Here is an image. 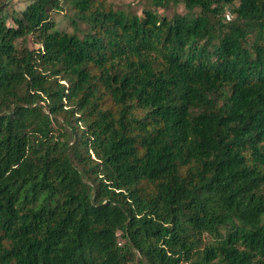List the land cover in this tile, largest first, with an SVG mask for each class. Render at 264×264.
I'll return each instance as SVG.
<instances>
[{
	"label": "trees",
	"instance_id": "obj_1",
	"mask_svg": "<svg viewBox=\"0 0 264 264\" xmlns=\"http://www.w3.org/2000/svg\"><path fill=\"white\" fill-rule=\"evenodd\" d=\"M10 2L0 264H264V0Z\"/></svg>",
	"mask_w": 264,
	"mask_h": 264
},
{
	"label": "rangeland",
	"instance_id": "obj_2",
	"mask_svg": "<svg viewBox=\"0 0 264 264\" xmlns=\"http://www.w3.org/2000/svg\"><path fill=\"white\" fill-rule=\"evenodd\" d=\"M30 0H11L10 2V9L9 11H19L25 8L27 3ZM111 3L114 4V6L117 9H126L127 7H130V9L139 15L142 14V11L144 9L150 8L151 0H109ZM159 12L161 15H165L167 17H172L175 13L179 14H185L187 12V9L185 8L184 4H179L178 6H171L170 8L163 10L159 9ZM73 14V11L70 7V5H65V8L63 11H54L52 12V17L55 20L57 24V28L59 30H65L69 32H73V25L71 23V16ZM229 14V13H228ZM230 19L233 18V15L229 14ZM228 20V18L226 17ZM81 28L86 27L83 23L80 22ZM29 46L31 48H35L36 46L30 41Z\"/></svg>",
	"mask_w": 264,
	"mask_h": 264
}]
</instances>
